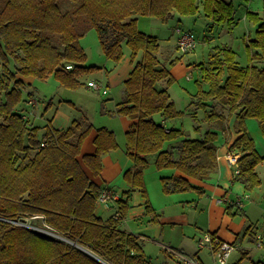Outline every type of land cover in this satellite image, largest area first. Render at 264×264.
<instances>
[{
	"label": "trees",
	"instance_id": "trees-1",
	"mask_svg": "<svg viewBox=\"0 0 264 264\" xmlns=\"http://www.w3.org/2000/svg\"><path fill=\"white\" fill-rule=\"evenodd\" d=\"M235 12L232 0H0V264H152L139 237L122 227L130 191L122 197L114 190L118 210L111 217L96 213L103 190L113 187L94 181L78 158L92 122L81 117L66 129L49 123L40 133L41 127L29 125L18 109L25 100L23 78L55 76L62 86L79 88V77L94 68L85 65L80 41L92 29L108 59L117 63L128 50L134 68L124 82L123 100L109 112L134 120L125 144L133 167L124 178L147 199L150 213L145 171L151 163L183 174L162 176L164 193L198 190L190 178L205 180L215 172L218 133L212 127L192 138L170 125L185 115L168 89L174 81L170 57L160 56L158 37L142 31L138 18L168 22L176 13L203 14L207 29L234 28ZM247 17L256 24L247 44L249 63L240 64L232 47L215 46L199 67L209 88H201L190 105L197 129L209 122L225 131L236 115L235 128L242 133L233 144L242 152L236 179L251 189L261 184L257 166L264 160L246 126L247 118H256L264 134V2L262 14L248 11ZM162 81L167 85L159 86ZM97 131L95 153L84 156L94 176L102 172L103 155L119 147L114 130ZM27 215L44 216L67 241L8 221Z\"/></svg>",
	"mask_w": 264,
	"mask_h": 264
},
{
	"label": "crops",
	"instance_id": "crops-1",
	"mask_svg": "<svg viewBox=\"0 0 264 264\" xmlns=\"http://www.w3.org/2000/svg\"><path fill=\"white\" fill-rule=\"evenodd\" d=\"M257 12L262 14L263 11ZM139 20L140 18H138V22ZM80 41L81 45L87 53V48L91 46L90 39L89 37H87V34L83 38H81ZM165 50L169 49H160V56L161 53ZM168 61L171 63H175V61L171 57ZM85 65L94 66V68H92L90 72L84 73L79 77L80 81L83 83L79 88H66L60 84V87L64 91L73 92V96H71L70 99H67V101L73 103L70 112L63 111L59 113L58 111H56L51 118L47 119V122L44 125H39L34 122V119L39 115L44 116L49 108V105L45 107L44 112L40 111V105L33 107L31 110L28 108H25L23 110L24 107L18 109L20 111L23 110L22 112H27L29 114V117L32 118V124L34 126L41 127V130L44 129V127L49 123H51L57 129H66L71 125L73 120L79 119L81 117H86L90 122H92L94 128L85 138L82 145L81 154L78 156V158L87 174L99 185L103 187H113V189L116 190L122 197H124L125 191H130V205L128 207L126 216L122 219L123 229L137 235L144 247L146 236H144L140 232L138 233L130 231L126 227V221L129 216L131 218L146 216L148 218L147 222L158 223L160 225L169 224L175 226H183L188 224L190 220V212L180 210L181 204L183 205V207H187L189 203L195 202V206L192 207L191 205L190 208L192 211L196 212V217L200 218V222L205 228L209 230L210 233L217 235L223 241L236 243L238 247L237 241L240 239V235L242 233H245V237L248 236V239L251 242L257 243V235H260L264 240V160L257 166V173L261 179V184L259 186L249 189L247 188V185L245 183L236 179L238 160L242 156V152L238 148L233 147V144L242 135V133L238 132L235 128V114L231 119H229L227 130L223 131V129L221 128L219 130L220 133L215 131L218 133V138L215 142L218 146L217 168L215 172L210 178L205 180L190 178L192 183H194L195 186H197L201 190L191 189L189 191H186L187 193H185V196L187 200H181V195H178L176 199H173L174 197H171L173 194H179L180 192L172 194H166L163 192L161 187V178L165 175L159 176L160 178L156 176L153 180L150 181L148 180V174L147 178H145V181L149 192L150 202L154 209L152 212L148 213L147 199L142 195L139 189H132L124 178L125 172L133 167V162L126 154L125 145L122 146L121 140H119L117 135V133L123 132L126 136V132L128 131L130 125L134 122V120L127 116L111 114L109 112L115 110L117 104L123 100L125 91L124 82L128 79L131 71L134 68V64L131 61V56L126 49L123 58L117 63L106 57V60L103 63H91L90 60H87ZM172 75L173 77L176 76L175 74H173V72ZM23 79L27 84H31V82L35 78L29 76L24 77ZM89 81H97L102 83L103 88H105L107 92L104 93L103 91L89 86ZM165 85H167V83L165 81H162L159 86L164 87ZM81 88H88V90H92L93 92L100 94L99 98L104 102L102 111L101 107L99 109L98 104L93 111H90L88 109L84 110L81 106L77 105L78 102L76 100V97H87V91L81 90ZM112 88L115 89L113 94L110 91V89ZM168 89L170 92V86H168ZM29 94L32 95L33 92L31 91L29 92ZM87 98L91 99L90 97ZM178 109L181 110L180 108ZM189 109L191 110H189L188 112L192 114V106H190ZM207 109H209V107ZM203 111L205 113L204 109ZM158 117H160V115ZM158 117L156 118L160 121L161 117ZM248 119L249 118L246 119L247 129L255 140L257 151L260 155L264 156V150H261L258 147L256 138L251 133V130H254L256 125H253L252 122H248ZM99 127H107L108 129L114 130L119 147L103 155L102 172L99 176H94L91 169L85 164L84 156L86 154L95 153L97 149L95 140L98 134L97 128ZM215 128H212V130ZM154 168H156L157 170L156 165L154 163H151L149 168H147L145 171V177L147 175V171L151 169L150 171L154 172ZM151 174L152 173H150V175ZM169 175L183 174L177 170H174L172 174ZM153 193L154 198L152 196ZM153 199H158V202L161 204V206L156 207ZM116 200L117 199L113 200L112 202L114 213L118 210V202ZM160 201H165V203H161ZM241 201L242 203H240ZM106 205L108 206V204ZM104 206L105 203L99 201L96 213L102 218L107 219L111 217L112 214L106 216L105 213H107V210ZM171 206L175 207V209L177 210H170V213H168V208H170ZM198 208H200V214H197ZM194 238L195 242L197 243L199 236L197 237V235H195ZM243 239H245L244 236ZM243 239H241V242L244 241ZM168 245L169 246H167V244H163V247L172 258L176 259L177 264H179V259L174 254V251L186 252V248L182 243L178 244V246H176L175 248H173L174 246H172V244ZM200 250L201 249H199L196 244V250H194L193 255L199 256ZM146 256L147 259L152 264H154L151 257L147 254Z\"/></svg>",
	"mask_w": 264,
	"mask_h": 264
},
{
	"label": "rangeland",
	"instance_id": "rangeland-1",
	"mask_svg": "<svg viewBox=\"0 0 264 264\" xmlns=\"http://www.w3.org/2000/svg\"><path fill=\"white\" fill-rule=\"evenodd\" d=\"M232 2L235 6V16L238 22L235 26H233L234 28L214 25L210 29H207L206 16L203 14L192 16L178 15V13H176L175 16L172 17L168 22H163L155 17L141 16L138 22L141 30L148 34L157 36L160 39L162 46L161 49H169L163 51L161 53V57H171L175 61V63L168 62V68L173 72V74L176 75L174 77L173 83L170 85V92L175 100L176 106L183 110L185 115L176 122L170 123V125L181 127L184 132L188 133V135H190L192 138L200 137L210 128L217 126L216 124H210L209 122H201L200 128L197 129V123L193 121L194 118L192 114L188 112L190 110V103L193 99V96L199 92L201 88L204 90L209 88V84L207 82H203L202 71L199 68L201 65L200 63L206 62L208 60L209 54L215 46L223 45H228L237 52V61L240 64L247 65L249 63L250 51L247 47V44L250 39L255 37L256 24L247 17V12H262L264 0H232ZM177 27H180L183 31H192L197 36V46L195 49L186 53L178 48L177 41L179 34L176 31ZM87 37H89L91 45L87 48V60H90L91 63H103L106 60V57L103 53L97 31L92 29L87 33ZM0 69H2L1 62ZM81 90L87 91L86 96L90 97L91 99H88L85 96L76 97L78 102L77 105L81 106L84 110L88 109L93 111L98 104L99 109L101 107L102 111L104 102L99 98L100 94L95 93L92 90H88V88H81ZM114 90L115 89L113 88L110 89L112 94ZM31 91L33 92L32 95L29 94ZM71 96H73V92L64 91L60 87L59 80L55 76H50L44 80L35 78L31 84L26 85V88L23 92V97L25 100H28V98H33L36 100V106L40 105V111L44 112L45 107L49 105V108L44 116L39 115L34 119V122L39 125H44L47 122V119L51 118L56 111L59 113L63 111L70 112L73 103L67 101V99H70ZM25 102L26 101H23V103L18 105V108L24 107L23 110L25 108L31 110L32 108L27 107ZM22 111L19 112L24 115L25 112ZM158 116L159 115H157V117ZM204 116L205 113L203 109L200 108L198 110V117L203 118ZM231 118L232 117H230V119ZM25 119L29 120V125H33L31 122V117ZM248 122H252L253 125H256L254 130H251V133L256 138L258 147L261 150H264V134L262 132L259 120L249 117ZM220 129L221 128L217 127L211 130L220 133ZM43 131L44 129H42L40 133ZM117 135L119 140H121L122 146H124L126 143L125 133L120 132L117 133ZM154 169V172H151V169L147 171L145 178H147L149 174L148 180L151 181L156 176L160 178L159 176L169 175L174 171L173 169ZM150 173L152 174L150 175ZM185 193L187 192H180L179 194H173L171 197L176 199L178 195H181V200H187ZM152 196L154 198V193ZM112 202L113 201H109L108 206L106 204L104 206L107 210V213H105L106 216L114 213ZM153 202L156 207L161 206V204L158 202V199H153ZM160 202L165 203V201ZM191 205L194 207L195 202L189 203L187 207H183L181 204L180 210L190 212V220L188 224L183 226L169 224L160 225L158 223L147 222L148 218L146 216L137 218H131L129 216L127 218L126 227L128 230L138 233L140 232L146 236L144 249L146 254L151 257L154 264H177L176 259L170 256V254L163 247V244H167V246H169L168 244H172V246H174L173 248H175L178 246V244L182 243L186 248V253L193 255L197 244L195 242L194 236L197 235V237H201L206 233H210L209 230L202 225L200 218L196 217V212L191 210ZM170 210L173 211L177 209L171 206L168 208V213H170ZM197 214H200V208L197 209ZM8 221L16 225L29 227L43 236L65 240L61 234L57 233L50 225L46 223L44 216L42 215H27L18 219H8ZM240 236V239L237 241L238 247L234 252H232L231 257L229 258V263L258 264L261 262L260 264H264V245L262 247H258L256 242H251L248 239V236L245 237V233H242ZM243 236L245 239H243ZM241 239L244 241L241 242ZM71 244L84 251L81 246L73 243ZM199 257L204 264H214L210 246L201 249L199 252Z\"/></svg>",
	"mask_w": 264,
	"mask_h": 264
},
{
	"label": "built area",
	"instance_id": "built-area-1",
	"mask_svg": "<svg viewBox=\"0 0 264 264\" xmlns=\"http://www.w3.org/2000/svg\"><path fill=\"white\" fill-rule=\"evenodd\" d=\"M179 34V38L177 41L178 48L183 52H188L196 48L197 46V36L192 31H183L180 27L176 29ZM72 66H68L71 68ZM89 86L93 88L107 92L106 89L103 88L102 83L97 81H89ZM37 104L36 100L31 98L26 101V105L29 108L35 107ZM24 118H28L29 114L25 112L23 115ZM239 169L237 168V173ZM118 194L112 188H105L99 198V201L105 204H108L109 201H113L118 198ZM242 203V201L240 202ZM257 246L262 247L264 242L260 235H257ZM197 246L199 249H203L205 247L210 246L212 250V257L214 260V264H229V258L232 252L235 250V245L223 241L220 237L212 233H206L203 236L199 237L197 240ZM176 254L180 260V264H204L201 258L197 255H189V253L183 251H176Z\"/></svg>",
	"mask_w": 264,
	"mask_h": 264
},
{
	"label": "bare ground",
	"instance_id": "bare-ground-1",
	"mask_svg": "<svg viewBox=\"0 0 264 264\" xmlns=\"http://www.w3.org/2000/svg\"><path fill=\"white\" fill-rule=\"evenodd\" d=\"M230 243H232V242H230ZM232 244H234V245H235V250H236V248H237V245H236V243H232ZM235 250H234V251H235ZM234 251H233V252H234ZM174 252H175L174 254L177 256V254H176V251H174ZM177 257H178V256H177ZM230 257H231V256H230ZM178 259H179V258H178ZM179 264H180V260H179ZM229 264H230V263H229Z\"/></svg>",
	"mask_w": 264,
	"mask_h": 264
}]
</instances>
